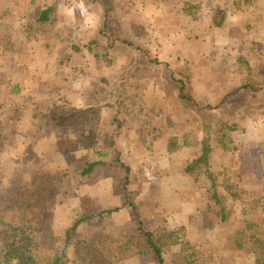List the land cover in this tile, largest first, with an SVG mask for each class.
<instances>
[{
	"label": "crops",
	"instance_id": "obj_1",
	"mask_svg": "<svg viewBox=\"0 0 264 264\" xmlns=\"http://www.w3.org/2000/svg\"><path fill=\"white\" fill-rule=\"evenodd\" d=\"M187 1L201 5L198 18L185 13ZM79 3H47L55 5L58 22L26 41L8 37L19 34L4 20L8 5L16 19L26 7L46 5L0 1L2 158L15 150L19 159L30 150L37 153V181L42 173L66 180V210L75 208L79 196H92L93 203L98 196L102 204L96 210L117 208L116 228L127 234L137 231L124 194L128 177L130 200L165 263L197 264L202 244L212 248L215 261L231 255L238 248L233 234L241 229L235 225L243 226L250 202H264V91L248 87L241 97L235 94L243 84L240 73L237 84L230 80L242 57L253 68L264 65V0L240 1V10L235 0H83L89 22ZM215 9L226 13L221 26L214 22ZM222 102L216 114L212 106ZM218 117L242 123L245 118L248 133L256 126L258 134L241 139L235 159L234 152H222L221 166L237 182L241 201L239 215L226 203V219L185 170L203 148L197 119L216 126ZM90 162L103 165L86 184L90 177L82 174ZM9 171L0 161V180ZM181 231L189 241L183 251L177 248ZM243 247L253 252L249 240ZM170 249L177 255L169 263ZM136 258L146 260L138 255L129 261Z\"/></svg>",
	"mask_w": 264,
	"mask_h": 264
},
{
	"label": "trees",
	"instance_id": "obj_2",
	"mask_svg": "<svg viewBox=\"0 0 264 264\" xmlns=\"http://www.w3.org/2000/svg\"><path fill=\"white\" fill-rule=\"evenodd\" d=\"M235 0L237 10L241 9L239 2ZM247 1H245L246 3ZM201 5L185 2L184 11L186 14L199 17ZM214 22L221 24L226 16L224 10H214ZM219 22L217 19H219ZM34 20L45 28L53 26L59 20L55 5L38 6L35 8ZM46 31L42 30V33ZM244 63V57L240 58ZM248 67L249 64L246 61ZM250 69V68H249ZM182 89V88H181ZM57 125L64 123L53 117ZM1 125V123H0ZM203 148L201 155L185 168L186 172L200 186L207 178L205 190L209 198L221 207L223 219H226V203L229 197L239 199L238 184L233 181L226 167L215 170L213 168L212 156L218 147L223 153H230L237 150L234 132L239 129V124L226 119H221L216 126L211 121L203 119ZM129 173L130 168L117 160ZM103 165L99 162H90L83 170V177L91 175L86 180V184H91L92 175L95 169ZM128 177L123 183L126 203L132 208L133 216L139 223L138 234L127 243L118 244L109 242L103 247L96 245L80 237L81 226L102 215L111 214L115 209L104 210L97 215H92L88 205L83 198L81 200V212L74 219L71 225L65 230V246L57 256L53 264H119L120 262L142 255L154 258L157 264H165L162 248L155 242L154 234L148 230L141 219L138 208L130 200L126 185ZM54 188V178L42 173L33 189H26L22 192L24 198L19 199L17 214L13 221L0 216V264H41L36 255L38 237L45 226V211L48 203L50 189ZM245 219L244 233L247 234L255 257L254 264H264V202L262 204H252L244 211ZM72 247L73 258L67 254V249Z\"/></svg>",
	"mask_w": 264,
	"mask_h": 264
},
{
	"label": "rangeland",
	"instance_id": "obj_3",
	"mask_svg": "<svg viewBox=\"0 0 264 264\" xmlns=\"http://www.w3.org/2000/svg\"><path fill=\"white\" fill-rule=\"evenodd\" d=\"M51 1L52 0H40V3L47 5V3ZM7 8L8 9L5 11L4 20L10 24L11 26L10 28L17 30L19 32L18 36L15 35L14 33L11 35H8L9 38L19 37L23 40L25 39L26 41L37 40L38 37H41L44 34L42 33V30L48 29L49 27L47 26L45 28L44 26H41L39 23L35 22L34 20L35 8L34 7L33 8L26 7V11L20 17H18V19L15 18L13 6L11 7V4H10L8 5ZM219 20L220 18L217 19V21ZM15 23L18 24V29H15L14 27ZM53 26H55V24ZM258 45L260 44L258 43ZM245 62L244 63L239 62V64L237 65V68L234 69L230 75V80L234 81L233 85H235L237 84L238 76L240 73L239 78L241 79L243 84L239 88V90L235 92V94L236 93L241 94L240 95L241 97L243 96V93L247 89H249L248 87H252L251 91H255V90L256 92L261 91V90L264 91V65L261 66L259 64L260 66L253 68L251 67L248 61L247 62L250 67H248L247 64H245ZM222 104H224V102L219 103L215 106H212L214 110L217 109L216 114H220V108ZM207 105L209 106V104ZM223 107L224 105H222V110H223ZM250 117L254 123V121L257 120L258 116L257 114H253L252 116H249V118ZM221 119L223 118L218 117L217 124L219 123ZM197 120L201 122V125H202V119L198 118ZM245 120L246 119L244 118L243 123L237 120H231V119L229 120L231 122L238 123L240 125L239 129L233 133L236 144L238 145L242 138L249 139V138L258 137L256 126H254L253 133H248L249 130L247 126L245 125V123H248V121L247 120L245 121ZM203 138H204V135H202V140ZM216 148L217 149L213 153L212 157L214 158L215 156H217V161L214 162L215 164L213 163V168L215 169L216 167V168L221 169L223 167L221 166L222 164L221 160H222L223 154H222V151L218 147ZM242 149L244 150V154L246 155L247 154L246 148L242 147ZM17 153H18L17 150H15V152H13L12 154L10 151L9 156L4 157V158H2L1 153H0V161H3L4 166L7 165L10 170L9 172L6 173L7 178L4 179L5 182L0 180V214H2L9 221H13L15 219V215L17 214L19 199L24 198V195L21 194L23 192L22 190L24 188L26 189V191L28 189L29 190L33 189L37 183V153L30 150L27 153L25 152V155L21 157L20 159L18 158ZM230 153H233V152H230ZM233 154L235 156L234 157L235 159L237 157V155L235 154V151ZM255 154H256V151H255ZM45 174H47L48 176H51L49 173H45ZM89 176L91 177V175ZM52 177L54 178V188L50 189V195H48V203L46 205V211L44 215L45 226L38 237V246L36 248V255L41 264H53L55 258L59 256V254L62 252L65 246V241H66L65 240L66 238L65 230L71 225L74 219L81 212V200L83 198L85 199V202L88 205L89 211L92 215H97L100 213V211L96 209H98V207L102 204L100 199H98L99 198L98 196L94 200V203H93L92 196H84V197L79 196L76 198L77 203L75 204V208L72 210H66L65 209L66 204H65V201H63V191H65L66 189V185H65L66 180H64L63 177H60L58 175L52 176ZM206 183H208L207 178H205L202 181V184L200 185V187L202 186L203 188H205ZM227 203L230 205L231 203H233L232 204L233 213L238 212V215H239L241 201L239 199L237 200L232 197H229L227 199ZM242 203H243V200H242ZM89 204L91 205L92 208L94 207L93 210H91V207H89ZM251 205L252 204L250 202L248 207L250 208ZM114 212L111 214L99 216L89 222L84 223L80 228V232H79L80 237L85 240H88L89 242H92L96 245H100L103 247L105 244L109 242L120 244L122 243L123 240L130 237L133 233L135 234L134 236H136L139 230L138 229L139 223L133 216L132 208H131V216L133 220L135 221V223H137V228H136L137 231L128 232V234L123 233L116 228L115 217L113 215ZM235 226L238 229L241 228L240 231H237L235 229L237 232H240V233L233 234L235 238L237 237V241L235 240L233 245L236 244L238 248H235L234 251H232L231 255L230 253H228V255L225 254L221 259H219V261H215L213 260V257H212L213 256L212 248L208 244H205V245L202 244L201 247L199 246L201 249L200 248L197 249V253L199 255L198 257L200 261V262H197V264H254L255 257H254L253 252L249 250L246 251L243 247V243L249 240L246 233L244 234L245 235L244 241L241 242L242 241L241 233L244 232V226H241V227H238L240 225L238 226L235 225ZM178 237L179 239L182 240L183 244L180 243V245H177V248H181L183 251L185 246L188 245L189 241L186 238L185 232L180 233ZM67 254L69 257L73 258L74 254H73L71 246L70 248L67 249ZM167 255L168 256H166V259L169 261V263L172 261L173 262L176 261L174 259V256L177 255L176 251L172 252V249H170ZM143 257L146 258V260L143 259V261H139L140 259L136 258L132 261H129V259H127L128 260L127 264H157L154 258H148L145 256ZM127 260L126 261L124 260V261L127 262ZM165 264H168V263H165Z\"/></svg>",
	"mask_w": 264,
	"mask_h": 264
},
{
	"label": "clouds",
	"instance_id": "obj_4",
	"mask_svg": "<svg viewBox=\"0 0 264 264\" xmlns=\"http://www.w3.org/2000/svg\"><path fill=\"white\" fill-rule=\"evenodd\" d=\"M77 7L80 8L81 14H82V15H85V17H86V22H89L90 18L87 17V15H86V14H87V9L85 8V5H84V3H83V0H80V3L77 5ZM72 12H73V9H71V8L67 9V14H68V15H71Z\"/></svg>",
	"mask_w": 264,
	"mask_h": 264
}]
</instances>
